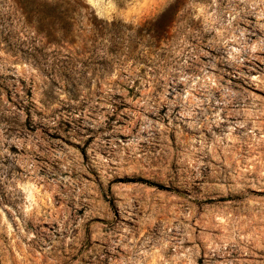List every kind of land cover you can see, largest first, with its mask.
<instances>
[{"label":"rangeland","instance_id":"obj_1","mask_svg":"<svg viewBox=\"0 0 264 264\" xmlns=\"http://www.w3.org/2000/svg\"><path fill=\"white\" fill-rule=\"evenodd\" d=\"M0 264H264V0H0Z\"/></svg>","mask_w":264,"mask_h":264}]
</instances>
